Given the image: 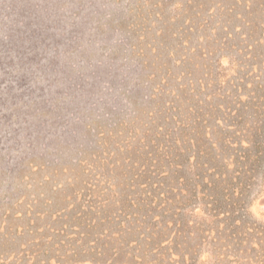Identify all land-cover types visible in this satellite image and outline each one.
<instances>
[{
	"label": "rangeland",
	"instance_id": "rangeland-1",
	"mask_svg": "<svg viewBox=\"0 0 264 264\" xmlns=\"http://www.w3.org/2000/svg\"><path fill=\"white\" fill-rule=\"evenodd\" d=\"M216 38L228 44L201 57ZM191 58H221L248 80L243 100L263 92L264 0H0V264L78 224L95 160L120 161L134 119L172 97L170 74L198 73ZM257 187L249 215L264 224Z\"/></svg>",
	"mask_w": 264,
	"mask_h": 264
},
{
	"label": "trees",
	"instance_id": "trees-1",
	"mask_svg": "<svg viewBox=\"0 0 264 264\" xmlns=\"http://www.w3.org/2000/svg\"><path fill=\"white\" fill-rule=\"evenodd\" d=\"M212 41V50L200 46L201 57H215L228 44ZM214 59L203 68L193 60L198 73L170 74L173 87L160 88L172 97L162 94L149 118L134 119L120 161L117 152L111 160H95L93 181L82 190L78 224L55 228L52 240L41 236L16 252V259L24 264L27 258L31 264H264V224L249 215L264 179V91L257 87L243 100L248 80L226 77L221 58Z\"/></svg>",
	"mask_w": 264,
	"mask_h": 264
}]
</instances>
